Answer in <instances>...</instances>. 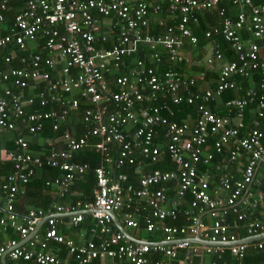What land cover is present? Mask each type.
I'll use <instances>...</instances> for the list:
<instances>
[{
	"label": "built area",
	"instance_id": "2783aa9c",
	"mask_svg": "<svg viewBox=\"0 0 264 264\" xmlns=\"http://www.w3.org/2000/svg\"><path fill=\"white\" fill-rule=\"evenodd\" d=\"M20 2L6 33L0 34V60L6 66L0 68V143L5 133L17 131L10 145L0 149V235L13 230L18 236L0 243V264L3 258L7 264H226L220 262L226 255L245 264L248 248L264 253V237L247 243L264 233V213L256 212L264 204V186L248 190L254 181L260 183L257 168L264 176V4L0 0V25L9 5ZM224 2L236 9L234 17L221 7ZM211 11L220 22L205 36H221L231 54L221 65L225 56L215 41L209 42L202 62L208 68L216 66L218 75L214 88L204 89L200 84L208 76H188L175 67L194 64L184 52L197 49L192 26ZM165 16L173 25L150 34V26H162ZM144 49L149 50L147 65L133 59ZM162 52L171 67L160 73ZM121 70L126 72L119 75ZM237 79L250 82L244 95L225 100L224 116L211 111L208 104L220 103L227 92H238ZM180 105L193 112L177 122L172 117ZM82 107V133L62 130ZM46 124L58 136L32 151L30 143ZM86 149L101 156L93 170L91 201L17 212L18 197L26 194L31 178L44 167L61 173L46 184H53L64 199L73 181L90 170L88 164L74 161ZM162 151L174 167L145 171L146 165L163 164ZM218 156L224 159L213 168L214 174L199 170ZM240 159L245 164L236 175L233 168ZM125 163L142 174L136 185L127 184L125 174L115 176ZM3 167L9 169L3 173ZM211 182L216 186L211 188ZM172 188L176 193L171 199ZM186 195L190 200L182 207ZM239 205L241 210L236 209ZM111 213L125 229L159 239L129 241L113 230ZM86 215L93 221L87 239L76 243L61 233L60 227L80 230ZM178 215L190 223L163 224ZM240 233L246 237L240 239ZM195 236L207 244L191 242Z\"/></svg>",
	"mask_w": 264,
	"mask_h": 264
},
{
	"label": "trees",
	"instance_id": "16d2710c",
	"mask_svg": "<svg viewBox=\"0 0 264 264\" xmlns=\"http://www.w3.org/2000/svg\"><path fill=\"white\" fill-rule=\"evenodd\" d=\"M254 5H260L264 4V0H253ZM10 9L5 13V21L3 24L0 25L1 31L0 34H5L6 33V27L8 26V21L12 20L16 14L17 11L22 6V3L18 4H10ZM221 7H225L227 11V15L229 17H234L236 14V9L232 7L228 2H224L221 4ZM220 19L218 17L217 12L211 11V12H205L203 15L199 16V21L197 25L192 26V34L196 36L198 45H197V51L194 52L192 51L193 55H196L195 57H198L201 59V57L205 54L204 47H206L210 41H215L217 43V46L221 53L223 54L224 59L220 63L223 65L226 61L227 58L230 57L231 51L229 48V44L223 40V38L219 35L213 34L211 38H207L205 36V32L208 30H212L214 27H217L219 25ZM173 25V21L169 19L168 17L163 18V25L159 26L156 24H153L149 28V33L158 35L164 32L165 28L167 26ZM5 28V29H4ZM149 52L148 49H144V51L137 53L133 59H142L145 64H149V59L146 57L147 53ZM191 54V52H190ZM162 61L163 63L159 66L158 71L162 73L164 70L168 69L171 67V65L167 62V53L162 52ZM132 59V60H133ZM131 61V60H130ZM15 64L11 65L14 66ZM6 67L3 65L2 60H0V68ZM205 68V69H204ZM175 69L182 74H186L188 76H192V73L185 72L184 70L187 69L184 65L176 66ZM195 73H200L202 72L204 75L208 76L209 70L204 67H196L194 68ZM126 72V70H121L118 74L122 75ZM117 75V74H116ZM115 75V76H116ZM218 75V70H216L214 77L216 76L217 78ZM111 80V78H109ZM205 81V80H204ZM204 83V82H203ZM237 84L239 86L238 92L235 94L233 91L227 92L223 97L220 103L218 104H208V108L215 112L219 116H224L226 115V108L224 107V102L226 99L232 98V97H241L244 95L245 91L249 88L250 82L246 79H237ZM201 86V84H200ZM215 82L209 84L208 86H203L204 88H214ZM85 107V106H84ZM172 109H177L175 106L171 105ZM178 108H180V112L175 114L174 117H172V120L181 122L185 120L188 115L193 112L192 107H187L185 105H180ZM82 108H80L72 117H70L65 125L62 127L63 129H68L71 131L72 134L74 135H79L83 131V123H82ZM250 118L251 115L247 113L245 114V123L246 125L250 126ZM244 132V131H242ZM241 132V133H242ZM26 134V132H24ZM17 135V131L13 132H7L2 136L1 143H0V149L1 147L4 146H9L10 143L15 139ZM58 136V133L52 132L50 125L46 124L45 129L43 132H41L38 136H36L33 141L30 143V149L32 151H37L39 150V143L42 141H46L48 139H54L55 137ZM162 156H163V164L155 165V166H148L146 165L144 170L145 171H150L153 169V167L156 168H165L171 169L173 168V163L170 161V159L167 157L165 151H162ZM224 157L218 156L215 158V160L209 165V166H200L199 170L200 171H210L212 174H214L213 168L220 163ZM74 161L78 163H86L89 165L90 170L83 176L77 177L73 183L70 186L69 193L64 199L59 198V193L57 188L53 185H47V182H50L52 179L55 177L59 176L61 173L53 169L51 167H44L42 170L36 171V174L31 178L30 182L26 186V194L24 196L18 197V200L15 205V209L19 214H24L26 213L29 209L37 206H41L42 208H48L51 207L54 204H61L63 206H67L71 203H75L76 201H91L93 199V190L95 189L96 186V180L94 176V168L98 166L101 162V156L99 153H96L93 149H86L84 151L79 152L75 157ZM9 167H3V173H5ZM121 174H125L127 176V184H133L136 185L138 180L141 178L142 174L137 173L136 167L134 165H129V164H124L120 166L119 168L116 169L115 171V176ZM257 178L260 180V183L254 181V184L250 187L251 191H255L262 186H264V176L262 173L258 170V176ZM256 178V179H257ZM217 179V176L215 180ZM216 186V183H212L210 187L213 188ZM176 193V190L174 188L170 189L168 191V196L172 199L174 198ZM189 197L186 195L183 199V204L182 207H187L189 203ZM237 210H241L242 206L239 205L236 207ZM148 210V209H146ZM257 216L259 214L264 213V204L261 205L257 209ZM144 214H147V212H144ZM198 214H196L197 216ZM92 219L90 215L85 216V221L83 224H81L80 229H84L86 233L89 232L91 226H92ZM190 223L189 220H187V217L185 215H178V217L175 220H170L167 219L163 222L165 225H171V226H182L185 224ZM143 227V221L141 220L140 223V228ZM112 228L114 231H117L116 227L112 225ZM131 234V233H130ZM136 234V235H135ZM136 239H143L147 240L150 242H154L155 240H158L154 235H151L150 233L140 231L139 234L133 233L132 234ZM12 238V239H18L17 234L15 231L10 230L7 232L5 235H0V243L3 242L6 238ZM244 233H240V239L245 238ZM222 263L226 264H238L231 256L226 255L222 257L220 260ZM245 264H258L264 262V253L263 252H257L253 250L252 248H248L246 251L245 259L243 260Z\"/></svg>",
	"mask_w": 264,
	"mask_h": 264
},
{
	"label": "crops",
	"instance_id": "0c3cea01",
	"mask_svg": "<svg viewBox=\"0 0 264 264\" xmlns=\"http://www.w3.org/2000/svg\"><path fill=\"white\" fill-rule=\"evenodd\" d=\"M191 51V54H192V49L190 50H185L184 52L188 55V52ZM197 51L196 49L194 50V52ZM204 51H205V54L201 57V60L203 59V57L206 55V47H204ZM196 56V55H194ZM197 62L199 63L200 62V59L197 57ZM196 67H201V64H198V66H194L191 65L189 67H187V69H185L184 71L187 73H192L193 75L196 74L195 73V70L194 68ZM202 67H204V65H202ZM207 70H209V74H208V78L205 79L204 83L201 84V87L204 88L203 86H208L209 84L211 83H214L215 82V79H216V76L214 77V74L217 70V67L216 66H213L212 68H208L206 67ZM205 69V68H204ZM198 73V72H197ZM205 89V88H204ZM245 162L243 159H240L237 166H235L233 168V171L236 173V175H239V173H241V171L243 170V166H244ZM256 176H258V170L256 172ZM239 204V202L237 203ZM65 219H67V217H65ZM119 221V220H118ZM117 229V228H116ZM127 230V228H126ZM60 231L62 234L66 235V236H69L71 237L76 243H79L81 241H84L85 239H87L89 236L88 234L84 231V229H80V230H68L64 227H60ZM129 233H131L130 235L133 237V233H137V235L139 234V232H136V231H131V230H127ZM136 235V234H135ZM3 236V235H2ZM143 240V239H142ZM63 253V252H62Z\"/></svg>",
	"mask_w": 264,
	"mask_h": 264
},
{
	"label": "water",
	"instance_id": "95a60500",
	"mask_svg": "<svg viewBox=\"0 0 264 264\" xmlns=\"http://www.w3.org/2000/svg\"><path fill=\"white\" fill-rule=\"evenodd\" d=\"M257 170H258V168L256 169V172H257ZM250 189V187H248V190ZM110 216H111V218H112V221H113V224H114V226L117 228V230L119 231V232H121L129 241H131V242H133V243H147V242H145V241H143V240H137L136 238H134V237H132L130 234H129V232L120 224V222L118 221V219H117V217L115 216V214L114 213H111L110 214ZM44 222V220H42L38 225H37V228H36V230L33 232V233H31V235H30V237L31 236H33L35 233H36V231L38 230V228L41 226V224ZM264 237V233L263 234H261V235H259V236H255V237H252V238H248V240H247V243L248 242H254V241H257L258 239H261V238H263ZM191 242H193V243H199V244H207V242L206 241H203L202 239H200L198 236H195L194 238H192L191 240H190ZM2 262H3V264H7L6 263V260H5V258H3L2 259Z\"/></svg>",
	"mask_w": 264,
	"mask_h": 264
},
{
	"label": "rangeland",
	"instance_id": "374dc122",
	"mask_svg": "<svg viewBox=\"0 0 264 264\" xmlns=\"http://www.w3.org/2000/svg\"><path fill=\"white\" fill-rule=\"evenodd\" d=\"M190 52H191V51L188 52V56L191 57L192 62L194 63V65H195V66H198V64H201V66H202V65H203L202 60L200 59V62L198 63V62H197V60H198L197 57H195V56L193 55V53L190 54Z\"/></svg>",
	"mask_w": 264,
	"mask_h": 264
}]
</instances>
